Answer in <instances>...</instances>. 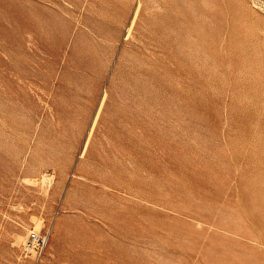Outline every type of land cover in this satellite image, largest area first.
I'll use <instances>...</instances> for the list:
<instances>
[{"label":"rangeland","instance_id":"374dc122","mask_svg":"<svg viewBox=\"0 0 264 264\" xmlns=\"http://www.w3.org/2000/svg\"><path fill=\"white\" fill-rule=\"evenodd\" d=\"M0 264H264V0H0Z\"/></svg>","mask_w":264,"mask_h":264},{"label":"built area","instance_id":"2783aa9c","mask_svg":"<svg viewBox=\"0 0 264 264\" xmlns=\"http://www.w3.org/2000/svg\"><path fill=\"white\" fill-rule=\"evenodd\" d=\"M50 239L49 231H38L36 229L29 230L26 240L22 247V252L25 255L35 254L41 257Z\"/></svg>","mask_w":264,"mask_h":264}]
</instances>
